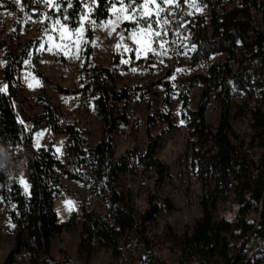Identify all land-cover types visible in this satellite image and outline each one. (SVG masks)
I'll use <instances>...</instances> for the list:
<instances>
[{
  "label": "trees",
  "instance_id": "obj_1",
  "mask_svg": "<svg viewBox=\"0 0 264 264\" xmlns=\"http://www.w3.org/2000/svg\"><path fill=\"white\" fill-rule=\"evenodd\" d=\"M200 2L208 9L211 32L209 35L200 32L191 35L190 43L194 47L191 63H200L213 53H225L227 57L223 61L211 62L204 74H193L178 85L189 130L191 158L202 185L211 182L212 189L200 200L201 216L190 231L175 237V242L180 249L188 251L190 257L216 258L222 264H229L232 260L230 239L225 234L235 230L231 236L238 233L243 240L247 239L246 242L257 244L259 261L264 264V151L258 163L251 159L242 143L231 139L233 131L230 125L231 112L236 108V116L249 114L250 127L254 132L262 133L264 130V0H240L238 5L229 9L224 8L220 0ZM98 3L99 7H96V4L73 0L71 7L65 2L62 9L56 13L51 9L47 14L71 17L66 23L74 29L79 25L77 21L85 6L98 21L109 16L111 4L107 0H98ZM21 5L25 14L40 17L42 9L36 0H21ZM177 6L181 10L180 18H185L187 0H177ZM257 15L259 22L254 24ZM180 23V19L172 21L169 33L172 39ZM93 34L89 23L87 30L85 28V58L92 50L88 41ZM34 46L32 41L26 42L18 51L4 46L2 79L8 87L6 93L0 94V168L4 169L0 170V207L13 224L15 233L12 246L1 264H16L22 254L28 255L30 264H69L67 258L55 260L51 257L50 244L54 236L76 226H79L76 256L81 264H89L95 244L111 250L113 257H119L124 236L141 244L147 264H162L163 261L152 250L153 244L145 236V224L154 220L160 210L159 204L149 203L143 213L137 214L118 182L119 175L129 167L130 155L126 152L114 157L112 135L127 119L126 103L132 88L109 86L105 77L112 81L111 71L107 67L93 66L87 82L78 90L83 97L93 99L94 111L102 122L100 138L93 145L86 142L82 131L75 125L60 128L56 109L42 91L36 97L40 113L32 129L27 130L18 121L12 88L16 72ZM157 83L163 84L167 101L171 93L169 84L162 79ZM196 84L201 85V92L196 108L191 110L188 108L189 90ZM55 87L67 91L58 85ZM255 91L259 92L262 105L236 102L243 93L251 96ZM212 99L219 109L215 127H211L205 117ZM161 118L169 121V116L164 114L149 117L148 141L145 152L139 157L145 168L157 174L156 188L162 186L166 171L163 163L155 157L157 140L149 128L154 119ZM42 129L66 135L62 158L56 156L51 143L34 147L33 133ZM260 136L264 141V134ZM18 147L27 173V190L17 182L19 174L14 171L19 168ZM62 178L79 181L89 188L91 195H100L106 201L105 215L81 209L72 211L66 220L59 222L53 201L68 194ZM231 191L239 203L238 216L233 221H214L212 213L216 202L225 199ZM254 205L259 206L256 222L244 221L241 216ZM167 207H171L169 203Z\"/></svg>",
  "mask_w": 264,
  "mask_h": 264
},
{
  "label": "rangeland",
  "instance_id": "obj_2",
  "mask_svg": "<svg viewBox=\"0 0 264 264\" xmlns=\"http://www.w3.org/2000/svg\"><path fill=\"white\" fill-rule=\"evenodd\" d=\"M240 0H220L224 8L238 5ZM201 11L189 6L185 18H180V8L177 5L164 4L166 10L161 12L159 23L152 29H140L137 25L123 20L116 22L114 13L119 5H111L109 16L99 24H91L94 34L90 40L92 50L84 57L86 42L85 25L79 24L71 29L65 16H49L47 12L55 8L45 6L40 0L42 9L38 18L24 13L21 0H0V83L2 68L5 64L4 46L18 51L26 42L32 41L28 57L15 74L12 88V99L18 121L31 130L35 119L40 113L37 104V94L42 91L45 98L54 106L60 128L73 124L82 131L89 145L96 143L101 134L102 122L96 115L91 97H83L78 90L87 82L93 66L107 67L112 75L109 86L132 88L127 100V119L120 124L112 135L114 157L118 158L128 152L130 164L126 172L121 173L118 182L124 191L130 205L137 214L143 213L149 203H158L159 212L153 221L145 224V236L153 244L152 250L163 261L162 264H222L216 258L209 260L192 256L188 251L180 249L176 238L190 231L197 218L201 216L200 200L212 189L211 182L203 186L197 173L195 163L191 158V144L185 108L179 97L180 81L193 74H204L211 62L223 61L225 53H213L204 61L192 64L190 55L193 45L190 37L195 32L210 34L208 26V9L197 0ZM141 13L148 8L155 13L158 6L152 0H140ZM85 20L90 8L85 6ZM111 17V20H109ZM180 19L181 23L170 37L171 23ZM259 15L253 21L259 22ZM167 20V23L164 21ZM60 21V23H57ZM43 23H46L44 25ZM115 24V27H112ZM152 33L158 34L157 38ZM37 43V44H36ZM27 61V63H25ZM140 62V64L138 63ZM170 73V74H168ZM162 79L169 84L171 93L165 101V91ZM55 85L67 91L57 90ZM201 92V85L196 84L189 90L188 108H196ZM237 103H247L249 106L261 104L258 91L251 96L242 94ZM262 105V104H261ZM264 108V105L262 106ZM236 109V108H235ZM235 109L231 112L230 125L233 131L231 139L242 143L249 157L258 163L264 151L262 133L254 132L250 127V116H236ZM168 115L169 121L163 118L154 119L149 130L156 137L157 148L155 157L165 167V178L162 186L156 188L154 170L145 168L139 157L145 152L147 145V123L149 117ZM219 109L215 100H211L205 113L206 121L215 127L218 121ZM66 135L62 132L42 129L33 133V144L38 147L51 143L56 156L62 158ZM35 147V148H38ZM21 148H17L18 165L23 168L28 188V178L21 157ZM68 194L56 197L53 209L57 220L62 222L72 211L81 209L106 213V201L100 195H91L89 188L83 183L67 178L61 179ZM247 196V195H246ZM236 194L231 191L223 200H218L212 213L214 221H233L238 216L239 203ZM70 202L66 204L65 202ZM170 204V208L167 204ZM258 205H254L241 218L249 223H255L258 217ZM14 226L5 217L0 207V264L3 262L13 243ZM225 234L230 239L229 264H261L257 244L246 242L240 234ZM79 242V226L71 230H63L51 239L50 255L53 259L67 258L69 264H81L77 259L76 250ZM121 254L113 257L111 250L94 245V251L89 264H147L146 253L133 238L121 240ZM16 264H30L27 254H22Z\"/></svg>",
  "mask_w": 264,
  "mask_h": 264
},
{
  "label": "snow or ice",
  "instance_id": "obj_3",
  "mask_svg": "<svg viewBox=\"0 0 264 264\" xmlns=\"http://www.w3.org/2000/svg\"><path fill=\"white\" fill-rule=\"evenodd\" d=\"M36 2H40V0H36ZM65 2L68 3L69 7L72 6L73 0H44L45 6L49 8H55L57 10H60L63 8V5ZM87 2L88 4H96V7H99L98 0H81V3ZM108 4H111L113 6L119 5L118 10L114 13L116 16V22L119 23L121 21V17L123 20L129 21L135 25H137L140 29H152L154 28V25L156 23H159V17L161 12H165L163 5H177V0H152V3H157L158 6L155 10V13L150 11L148 8H144L143 13H141V7L140 0H107ZM189 6L196 9V11H201L200 4L197 2V0H189ZM94 11V10H93ZM111 12V9H109ZM62 19L70 20L71 17H63ZM109 20H111V17H109ZM167 23V20L164 21ZM57 23H60V21H57ZM99 24L101 21H98L94 19L93 14L90 12L87 16V20H85V13L83 10H81L80 13V19L77 21V24H84L85 28L87 30V24ZM112 27H115V24H112ZM79 31V28L76 29ZM93 31L95 29H92ZM157 38H159L158 34L152 33ZM91 42V41H88ZM239 43V41H237ZM27 63V61H25ZM7 84L0 83V94L6 93L7 91ZM34 147H38V145L34 144ZM5 151H8L5 149ZM17 182L21 185L26 187V181L23 178V174L21 173ZM66 204H69L70 202L66 201Z\"/></svg>",
  "mask_w": 264,
  "mask_h": 264
},
{
  "label": "clouds",
  "instance_id": "obj_4",
  "mask_svg": "<svg viewBox=\"0 0 264 264\" xmlns=\"http://www.w3.org/2000/svg\"><path fill=\"white\" fill-rule=\"evenodd\" d=\"M0 170H4V169L0 168ZM14 171H15L16 174H19L20 172L23 171V168H15Z\"/></svg>",
  "mask_w": 264,
  "mask_h": 264
}]
</instances>
